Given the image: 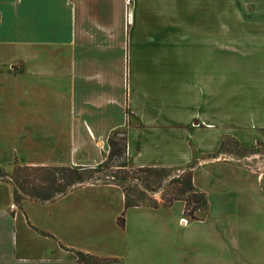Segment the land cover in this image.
Returning a JSON list of instances; mask_svg holds the SVG:
<instances>
[{
  "label": "crops",
  "instance_id": "1",
  "mask_svg": "<svg viewBox=\"0 0 264 264\" xmlns=\"http://www.w3.org/2000/svg\"><path fill=\"white\" fill-rule=\"evenodd\" d=\"M202 14L203 0H0V107L10 120L18 112L13 161L95 166L115 129L125 132L128 167H182L217 149L221 136L202 115V79L214 74L183 67L216 56L197 39ZM159 209H125L111 183L16 202L0 177V264H80L77 251L95 264H145L155 236L170 243V218L148 212Z\"/></svg>",
  "mask_w": 264,
  "mask_h": 264
},
{
  "label": "rangeland",
  "instance_id": "2",
  "mask_svg": "<svg viewBox=\"0 0 264 264\" xmlns=\"http://www.w3.org/2000/svg\"><path fill=\"white\" fill-rule=\"evenodd\" d=\"M201 17L202 31L194 32L203 48L213 44L207 52H216V56H210L212 61L187 62L183 67L185 74H214V80L202 79L203 98L208 104L202 103V115L205 123H213L208 130L215 137L221 136L220 144L209 153H195L182 167L172 168L193 166L194 185L208 200L207 215L203 220H191L181 210L182 200L148 211L170 218L171 235L165 249L155 236L154 248L144 255L149 258L144 261L264 264V0H203ZM16 87L8 82V88ZM14 115L10 120L0 107V165L5 163L0 167L8 173L13 168L14 153L20 154L18 112ZM208 130L203 129L205 133ZM115 169L106 168L95 176L100 177V183H118L104 179ZM168 190L160 188L148 196L163 203ZM183 216L189 218L185 223ZM125 219L126 211L124 224ZM111 242L114 248L115 239Z\"/></svg>",
  "mask_w": 264,
  "mask_h": 264
},
{
  "label": "trees",
  "instance_id": "3",
  "mask_svg": "<svg viewBox=\"0 0 264 264\" xmlns=\"http://www.w3.org/2000/svg\"><path fill=\"white\" fill-rule=\"evenodd\" d=\"M122 134L121 137H118ZM109 151L106 158L95 166H26L13 162L11 173L0 167V177L13 184V197L19 202L25 197L38 200L53 199L65 194L79 184L100 183L95 173L116 167L104 175V179L116 180L124 195V208L139 205L151 207L170 206L173 201H184V214L192 220L201 219L197 213H204L208 207L206 194L196 188L193 182V166L175 169L163 166H137L129 168L126 163L125 132L113 130L108 137ZM154 184L156 186H154ZM167 187L168 196L164 202L152 199L148 194ZM117 223L124 226V211L117 217ZM80 264H95L100 258L83 252H76Z\"/></svg>",
  "mask_w": 264,
  "mask_h": 264
}]
</instances>
